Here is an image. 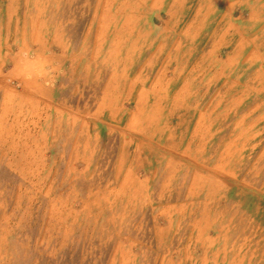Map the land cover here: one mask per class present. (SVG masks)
I'll use <instances>...</instances> for the list:
<instances>
[{
  "label": "rangeland",
  "instance_id": "374dc122",
  "mask_svg": "<svg viewBox=\"0 0 264 264\" xmlns=\"http://www.w3.org/2000/svg\"><path fill=\"white\" fill-rule=\"evenodd\" d=\"M0 264H264V0H0Z\"/></svg>",
  "mask_w": 264,
  "mask_h": 264
},
{
  "label": "crops",
  "instance_id": "0c3cea01",
  "mask_svg": "<svg viewBox=\"0 0 264 264\" xmlns=\"http://www.w3.org/2000/svg\"><path fill=\"white\" fill-rule=\"evenodd\" d=\"M235 47H232L231 50H228L226 55L224 56V58L222 59V62H224V64L229 63L230 64H235V62L237 61V59L239 58L241 51L243 50V47H238L237 49ZM254 55V52L249 54V60L252 59V56ZM229 70V68H226V66L224 67H219V72H218V76H223V75H227V71ZM224 93H226V90L224 91Z\"/></svg>",
  "mask_w": 264,
  "mask_h": 264
}]
</instances>
